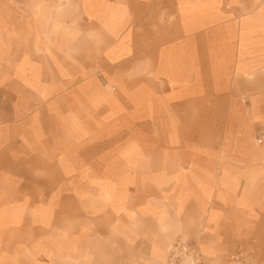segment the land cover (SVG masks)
<instances>
[{
  "label": "crops",
  "instance_id": "1",
  "mask_svg": "<svg viewBox=\"0 0 264 264\" xmlns=\"http://www.w3.org/2000/svg\"><path fill=\"white\" fill-rule=\"evenodd\" d=\"M23 1L0 0V264H164L175 232L156 211H133L119 194L108 203L100 190L85 191L80 146L69 138L52 142L51 128L36 127L35 112L29 128H20L50 64L37 62L35 52L52 50L56 38L62 52L68 21L104 24L118 37L114 63L128 66L133 54L141 56V77L126 80L140 86L126 89L125 99L147 118L174 124L202 106L208 116L264 117V0H182L168 10L178 14L177 27L164 20V0H81L77 12H68L65 0ZM59 144L60 186L21 184L26 178L14 165L36 169Z\"/></svg>",
  "mask_w": 264,
  "mask_h": 264
},
{
  "label": "rangeland",
  "instance_id": "2",
  "mask_svg": "<svg viewBox=\"0 0 264 264\" xmlns=\"http://www.w3.org/2000/svg\"><path fill=\"white\" fill-rule=\"evenodd\" d=\"M69 2L68 12L82 6L81 0ZM181 2L163 1L164 20L176 27L179 16L168 10ZM67 25L62 52L59 38L52 50L35 52L37 62L50 64L36 80V99L29 101L20 128H29L28 116L35 112L36 127L51 128L52 142L69 138L80 146L85 191L100 190L108 203L120 200L112 197L119 194L133 211H156L175 232L164 264H264V117L208 116L202 106L174 124L171 118H147L125 99L126 89L140 86L126 83L142 75L140 54L128 66L114 63L110 50L118 37L109 36L106 25L89 20ZM53 147L36 169L14 165L26 188L60 186V144ZM45 168L51 181L43 179Z\"/></svg>",
  "mask_w": 264,
  "mask_h": 264
},
{
  "label": "built area",
  "instance_id": "3",
  "mask_svg": "<svg viewBox=\"0 0 264 264\" xmlns=\"http://www.w3.org/2000/svg\"><path fill=\"white\" fill-rule=\"evenodd\" d=\"M100 77V79H101V81L103 80V78H102V76H99Z\"/></svg>",
  "mask_w": 264,
  "mask_h": 264
}]
</instances>
